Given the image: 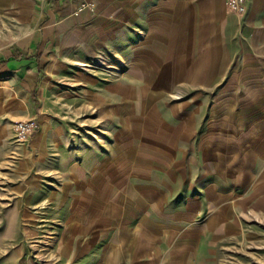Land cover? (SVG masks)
<instances>
[{"label":"crops","instance_id":"1","mask_svg":"<svg viewBox=\"0 0 264 264\" xmlns=\"http://www.w3.org/2000/svg\"><path fill=\"white\" fill-rule=\"evenodd\" d=\"M91 1L76 15L73 0H0V148L8 157L14 123L37 117L31 146L41 161L66 150L77 178H104V146L99 136L91 145L89 119L104 121L106 108L118 114L121 92L135 102L142 66L161 68L160 83L217 98H264V0H247L241 15L224 0ZM104 68L113 69L107 87ZM89 163L97 164L91 176ZM181 192L175 206L152 203L146 191H79L58 206L34 204L50 217L33 226L54 230L32 257L22 246L2 264H227L233 253L264 264V191Z\"/></svg>","mask_w":264,"mask_h":264},{"label":"rangeland","instance_id":"2","mask_svg":"<svg viewBox=\"0 0 264 264\" xmlns=\"http://www.w3.org/2000/svg\"><path fill=\"white\" fill-rule=\"evenodd\" d=\"M114 70L121 72L122 80L127 76V68ZM137 70L138 80L146 82L138 81L135 102L124 100L121 92V99L114 101L118 114L106 108L104 121L89 119L91 145L96 147L99 136L104 146V178L99 175L89 182L77 178L80 173L70 168L62 149L45 164L31 146L38 118L14 123L16 145L11 156L0 148V159L7 158L0 161V264L22 246L25 257H32L33 244L54 230L33 226L39 216L50 217L48 208L34 212V204L58 206L70 197L78 199L79 191H146L152 203L168 201L170 206L182 200L181 191H264V98H217L219 94L191 85L158 82L161 68ZM169 71L175 73V68ZM102 72L107 87L113 69ZM27 120H34L37 130L20 141L14 127ZM96 169L97 164L89 163V176ZM164 215L172 221L171 212ZM159 223L168 229V219ZM230 256L233 262L227 264L250 262L238 253Z\"/></svg>","mask_w":264,"mask_h":264},{"label":"built area","instance_id":"3","mask_svg":"<svg viewBox=\"0 0 264 264\" xmlns=\"http://www.w3.org/2000/svg\"><path fill=\"white\" fill-rule=\"evenodd\" d=\"M77 5L76 15L84 10L91 9L93 7V3L91 0H73ZM227 8L236 13L243 14L247 9V0H224ZM15 132L18 140H27L29 139L37 130V125L34 120H27L16 123Z\"/></svg>","mask_w":264,"mask_h":264},{"label":"trees","instance_id":"4","mask_svg":"<svg viewBox=\"0 0 264 264\" xmlns=\"http://www.w3.org/2000/svg\"><path fill=\"white\" fill-rule=\"evenodd\" d=\"M34 99H35V97H34Z\"/></svg>","mask_w":264,"mask_h":264}]
</instances>
